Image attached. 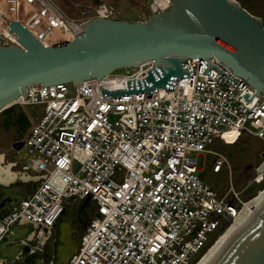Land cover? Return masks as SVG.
I'll list each match as a JSON object with an SVG mask.
<instances>
[{"label":"built area","instance_id":"obj_1","mask_svg":"<svg viewBox=\"0 0 264 264\" xmlns=\"http://www.w3.org/2000/svg\"><path fill=\"white\" fill-rule=\"evenodd\" d=\"M16 4L31 28L20 21L47 45L58 43L45 42L57 27H71L72 39L84 20L66 17L55 0ZM171 4L150 0L147 16ZM92 9L91 16L113 18L105 3ZM0 40L16 43L3 32ZM182 65L187 73L150 92L149 72L155 80L162 76L154 59L79 85L28 86L13 103L34 107L33 121L3 163L17 172L15 180L33 187L0 212V246L15 229L30 228L31 250L43 251L67 205L80 201L93 207L92 215L68 264H194L242 203L218 195L202 175L207 155L214 156L215 173L229 165L211 144L235 130L264 139V90L257 92L213 54L185 57ZM253 181L264 185V158Z\"/></svg>","mask_w":264,"mask_h":264},{"label":"water","instance_id":"obj_2","mask_svg":"<svg viewBox=\"0 0 264 264\" xmlns=\"http://www.w3.org/2000/svg\"><path fill=\"white\" fill-rule=\"evenodd\" d=\"M171 1L166 11L145 19L90 16L72 39L48 45L19 19L10 20L9 32L20 45L0 40V111L21 95L25 97L32 84L71 81L79 85L115 68L154 59L162 76L155 80L149 72L150 92L156 85L164 86L172 75L187 73L182 65L185 57L209 58L211 54L257 92L264 90V23L260 16L238 0ZM21 145L19 141L14 146ZM70 220L53 225L58 228L54 254L31 250L34 241L26 238L20 245V262L38 264L55 255L56 264H68L85 225L73 229ZM207 264H264V200Z\"/></svg>","mask_w":264,"mask_h":264},{"label":"rangeland","instance_id":"obj_3","mask_svg":"<svg viewBox=\"0 0 264 264\" xmlns=\"http://www.w3.org/2000/svg\"><path fill=\"white\" fill-rule=\"evenodd\" d=\"M55 1L58 9L63 12L66 17L78 22L90 17L93 13L92 8L102 3L113 8V18L129 21L143 19V17L147 18L150 2V0ZM238 1L249 12L260 16L264 23V0ZM1 39L5 43L8 41L6 37H2ZM125 69L124 66L118 67L114 69V72L121 73L124 72ZM34 111L35 109L32 106L13 102L0 111V152H3L7 158L14 154L15 148L13 144L26 136L33 121L31 116ZM211 149L224 154L229 161V165L224 166L220 172L215 173L211 170V162L214 156L213 154H211V156L207 155L205 164L201 169L202 175L213 186L218 195L226 196L229 200L238 202V198L248 200L264 187L263 184H257L253 181L255 167L264 158V139L246 130H235L231 135H224L217 138L211 144ZM16 176L11 180L12 182L9 181L6 184L0 182L1 198L6 197V195L11 192H15L16 196H12V200L15 202L25 195L27 191L32 189L33 185L20 179L15 180L17 178ZM80 206H84L87 213H90L93 208L91 205H84L83 202L72 201L67 205V209L61 216V220L70 218L71 215L69 212L72 208L75 211ZM4 208L7 209V207ZM6 209L0 210V212ZM74 222L75 224H80V222ZM31 233L29 234L30 237H32ZM57 236L58 231L53 230L51 237L45 244L46 251H50L53 248V243L57 240ZM16 239L17 238L10 239L6 246H11ZM4 260L5 259H0V264L3 263ZM15 264L24 263L16 262ZM48 264L52 263L49 262Z\"/></svg>","mask_w":264,"mask_h":264},{"label":"bare ground","instance_id":"obj_4","mask_svg":"<svg viewBox=\"0 0 264 264\" xmlns=\"http://www.w3.org/2000/svg\"><path fill=\"white\" fill-rule=\"evenodd\" d=\"M16 6V0H0V32L7 34L13 42L19 44L18 38L11 32H9L8 20L10 18H16L19 20H23L29 27L30 25L29 23H27L21 11L17 12ZM32 30L34 29L32 28ZM73 34L74 30L67 24H64L62 28L57 27L54 30V33L51 36H48L45 42L53 43L68 40ZM3 160L4 153L0 152V182L6 184L17 175V172H14L10 168V163H3ZM263 200L264 187L260 189L254 196L250 197V199L242 200V203L239 207V212L194 264H207L211 260V258L218 252V250L226 243V241L232 236L236 229L252 214L255 208H257Z\"/></svg>","mask_w":264,"mask_h":264},{"label":"flooded vegetation","instance_id":"obj_5","mask_svg":"<svg viewBox=\"0 0 264 264\" xmlns=\"http://www.w3.org/2000/svg\"><path fill=\"white\" fill-rule=\"evenodd\" d=\"M17 142H15L13 144L16 145ZM0 196H1V193H0ZM12 196H16L15 195V192L14 193H9L6 195V197H0V210H4L6 208L4 207H9L11 205V203L13 202L12 200ZM14 198V197H13ZM12 200V201H11ZM5 205V206H3ZM69 214L71 215L70 216V223H71V226L73 229H79L81 228V226L83 225L84 221H87L90 219L91 217V212L90 213H87L86 210H85V207L84 206H80L79 208H77L75 211H70ZM74 221H77L78 223L80 222V224H75ZM60 222V220H58L56 222V224L58 225ZM56 229V227H54ZM31 232V229L28 228V229H15L14 232H11V235H9V239H15L17 238L13 244H11V246H9L8 248L5 246V245H1L0 246V259H5L3 263L1 264H15L16 262H19V263H23V262H20V245L21 243L23 242L22 241V237H25L26 235H29V233ZM75 234L72 233V237L74 236ZM30 239H32V237H28ZM58 242V239L53 243V248L50 250V251H47V252H50L51 254H54L55 252V244ZM46 251V245L44 246L43 248V251ZM56 257L55 255L52 256V258H43V260L38 263V264H48L49 262L52 263V264H56V261H55Z\"/></svg>","mask_w":264,"mask_h":264},{"label":"crops","instance_id":"obj_6","mask_svg":"<svg viewBox=\"0 0 264 264\" xmlns=\"http://www.w3.org/2000/svg\"><path fill=\"white\" fill-rule=\"evenodd\" d=\"M30 237V236H29Z\"/></svg>","mask_w":264,"mask_h":264}]
</instances>
